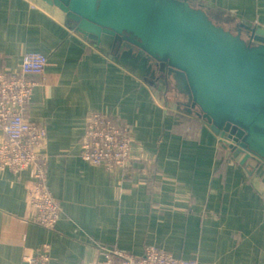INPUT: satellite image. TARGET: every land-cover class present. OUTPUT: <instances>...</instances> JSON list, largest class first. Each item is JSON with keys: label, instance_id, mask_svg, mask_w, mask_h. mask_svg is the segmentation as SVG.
Masks as SVG:
<instances>
[{"label": "crops", "instance_id": "1", "mask_svg": "<svg viewBox=\"0 0 264 264\" xmlns=\"http://www.w3.org/2000/svg\"><path fill=\"white\" fill-rule=\"evenodd\" d=\"M202 1L227 10L231 32L264 29V0ZM28 52L48 58L25 113L46 129V186L62 216L53 229L33 221L34 166L0 171V264L44 243L55 264H100L107 250L140 257L147 246L197 264H264L263 164L241 166L220 135L167 108L157 84L84 40L58 7L0 0V70H19ZM91 111L129 125L125 172L81 158Z\"/></svg>", "mask_w": 264, "mask_h": 264}, {"label": "water", "instance_id": "2", "mask_svg": "<svg viewBox=\"0 0 264 264\" xmlns=\"http://www.w3.org/2000/svg\"><path fill=\"white\" fill-rule=\"evenodd\" d=\"M41 1L62 10L84 40L157 84L167 108L220 135L241 166L264 165L263 28L240 22L232 33L203 6L227 10L202 0Z\"/></svg>", "mask_w": 264, "mask_h": 264}, {"label": "built area", "instance_id": "3", "mask_svg": "<svg viewBox=\"0 0 264 264\" xmlns=\"http://www.w3.org/2000/svg\"><path fill=\"white\" fill-rule=\"evenodd\" d=\"M48 58L42 54H24L17 71L0 70V171L19 174L28 165L34 166L28 193L33 221L53 229L61 218L59 203L46 186V160L40 150L46 136L43 125L31 121L25 105L36 85L33 77L44 71ZM129 125L110 114L91 111L81 139L80 156L109 172H125L132 152ZM264 163V161H262ZM20 264H55L50 260L47 243L25 250ZM100 264H197L196 260L176 258L163 250L147 246L143 256L107 250Z\"/></svg>", "mask_w": 264, "mask_h": 264}, {"label": "rangeland", "instance_id": "4", "mask_svg": "<svg viewBox=\"0 0 264 264\" xmlns=\"http://www.w3.org/2000/svg\"><path fill=\"white\" fill-rule=\"evenodd\" d=\"M207 13H208L209 17L211 18V20L215 24H217L219 26H222L225 29L228 28V29H230V30L233 31V27H228L226 25H228V23L231 22V21L232 22H235V19L234 18H232V17H230L228 15H221L219 12H216L215 10H212V9H208L207 10ZM232 33H234V32H232Z\"/></svg>", "mask_w": 264, "mask_h": 264}]
</instances>
